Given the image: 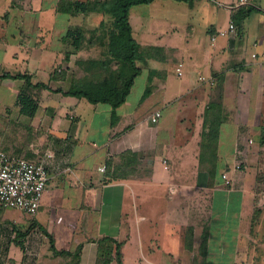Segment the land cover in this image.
Masks as SVG:
<instances>
[{"label":"crops","instance_id":"obj_1","mask_svg":"<svg viewBox=\"0 0 264 264\" xmlns=\"http://www.w3.org/2000/svg\"><path fill=\"white\" fill-rule=\"evenodd\" d=\"M5 1L0 35L13 30V37L0 36V75L27 77L37 108L31 117L20 112L24 80L0 81L1 88H16L13 99L0 94V116L15 121L0 150L44 163L49 180L31 223L7 221L1 209L8 208L0 207V264H99L104 238L114 242L110 264H117L116 249L122 264H253L245 238L254 213L264 218V0H155L131 7V35L143 51L135 61L140 74L114 112L61 93L91 76L72 59L86 65L101 58L93 45L100 34L78 50L66 47L64 37L77 17L94 31L95 19H106L103 2L69 0L98 3V12L84 15L60 13V0ZM159 2L196 7L202 29L176 40L177 29L171 33L164 23L165 34L151 38L145 14ZM252 12L258 14L253 37ZM231 22L235 37L221 35ZM177 41L202 45L177 53ZM155 110L161 118L152 124ZM226 171L230 185L220 177ZM30 231L36 239L27 245Z\"/></svg>","mask_w":264,"mask_h":264},{"label":"trees","instance_id":"obj_2","mask_svg":"<svg viewBox=\"0 0 264 264\" xmlns=\"http://www.w3.org/2000/svg\"><path fill=\"white\" fill-rule=\"evenodd\" d=\"M153 1L155 0H106L101 4L102 14L105 16L108 15L112 20V29H110V31L108 30V33L105 35H102L99 40L100 43H103L106 39L108 41L106 53L103 55L107 60L102 61L101 58H99L98 61L93 60L87 63L84 67L91 70V72H89L91 76H84L79 80L72 81L70 87L65 92H61L63 95L84 98L91 104H106L113 112L125 102L134 78L140 74L135 65V61L143 53L142 50L140 51L139 45L133 40L131 35V27L128 22L129 9L136 5L150 4ZM57 10L63 14L75 12L87 15L89 13L98 12L95 10L94 4L69 0H60ZM103 27L104 24L102 25V28ZM77 34V39L72 41L71 45L69 41L73 33L68 31L64 37L66 47L69 45L71 50H78L79 47H81L80 40L78 41L80 34ZM65 61H68V55H66ZM112 63H115L114 69H112ZM4 79H20L25 81V87L21 89L18 94L17 104L22 114L31 117L35 113L37 107L26 91V89L30 87L29 79L21 75H0V81ZM147 94L148 92L146 91L144 96ZM213 131V128L210 127L207 147L212 144ZM260 144L264 147V127L261 129ZM211 172L213 173L214 171ZM259 218L260 210H257L254 213L253 221L259 220ZM263 220L264 218L262 221ZM26 234L27 232L23 235ZM113 243V240L108 238H104L98 242L99 264L111 263V246ZM17 244L22 246V242L20 241L17 242ZM115 260L117 264H122L120 253L117 249Z\"/></svg>","mask_w":264,"mask_h":264},{"label":"rangeland","instance_id":"obj_3","mask_svg":"<svg viewBox=\"0 0 264 264\" xmlns=\"http://www.w3.org/2000/svg\"><path fill=\"white\" fill-rule=\"evenodd\" d=\"M106 0H100V1H97L98 3H101V2H104ZM109 1V0H107ZM257 0H252V2H256ZM17 4L19 5L21 0H13L12 3L8 0L5 1V5H10V4ZM98 3H95V5H97ZM89 4H93V3H89ZM167 4H174V3H155L154 5H151V7L149 6V10L147 12L146 15V20L148 21V25H147V30L148 33H149V36H157L158 38L162 35V34H165V31H167V29L163 26L164 23H166V25H168L170 28V31L172 33V30L173 28L174 29H177V32L178 34L175 33L177 39L176 40H179V37L181 36V32H184V34L186 32L188 33H191L192 29H196L197 30H201L202 29V21H198L200 20V16L198 17H195V15L199 12L198 9L196 7H192L190 8L189 7H186L185 5H179L180 7L178 8V5L175 4V6H171V7H168ZM100 7V6H99ZM97 8V7H96ZM10 9V8H9ZM24 10L22 9H18L17 10V15L22 17L23 15V12ZM100 11V10H99ZM101 13V16L102 15V12ZM11 14V13H10ZM100 15V14H98ZM252 15L253 17H250V21L251 24L253 25L250 26V30H251V37H253V35H255L256 32H254V26H255V18L258 16V14L256 12H252ZM177 17V18H176ZM184 18H186V20H183ZM199 18V19H198ZM99 22V19H95V27L96 29L94 31L93 30V24L92 25H88L85 24V25H88V26H84L83 24V20H82V17H77L75 19V27L74 28H69V31H71V33H73V36H71L70 38V45H71V42L76 40L77 37H78V34L79 33V38H78V41L80 40V44L82 45V43L84 42L85 43V40H87L88 38H91L92 35H96V34H100V36L102 35H105L106 33H108V30L110 31V29H112V20L111 18L107 15L106 16V19L102 20V23H98ZM223 22V20H221ZM199 22V23H198ZM225 22V21H224ZM94 23V22H93ZM197 23V24H196ZM101 24H104V27L101 28ZM76 28V29H75ZM101 28V29H99ZM145 28V26H144ZM92 29V30H91ZM168 29V30H169ZM246 27H243L242 28V31H243V37L241 38V42L244 41V38H245V31H246ZM13 31V30H12ZM10 30V33L8 34L7 32L1 34L0 36L4 37L5 38H8V37H13V32ZM195 31H193V34H194ZM254 32V33H253ZM169 31H168V36H169ZM198 34L199 35H203L201 31H198ZM148 36V37H149ZM152 38V37H151ZM163 40H168L167 37H165V35H163ZM107 39L103 42V43H100L99 41L97 42H94V49H95V55H100L102 54V57H101V60H107V58L103 55L106 53V50H107ZM86 44V43H85ZM239 44V40H236V45ZM197 45H202L201 44H197L195 42H192L190 44V47H186L185 44H182L180 42H176L175 44V47L177 48V53L180 52V49L182 47H186V51H190L191 47L193 48H196ZM71 52V51H70ZM249 52H250V48H248V57H249ZM96 55V56H97ZM99 59H95V61H98ZM76 61V59H72L71 60V65H73V67H84L85 66V63L83 61H80L79 63H75L74 62ZM115 66V63L111 64V66ZM70 67V66H69ZM76 67V68H77ZM78 69V68H77ZM82 69V68H81ZM73 71V69H72ZM78 70H76L77 72ZM144 82L143 81V78H137L136 79V87H137V94H140V90H139V87L144 85ZM4 88V87H3ZM0 87V92L1 90H3L2 93L0 94H4L8 97H15V93L16 92V88L13 87L12 85H10L9 87H5L4 89ZM136 96V95H135ZM135 96L133 97H130V99H134ZM149 107H152L151 105ZM2 112V111H0ZM11 121V122H10ZM14 124H15V121H14V118L13 116H9L8 118H4V116H0V138H2L3 141H7L6 139H4L6 137V133H5V130H14L15 127H14ZM3 127H6V129H2ZM10 130V131H11ZM3 210L4 212L2 213L3 214V217L6 218L7 221H16L17 223H22V222H29L31 223L34 219H35V215L34 216H31V215H28L27 213H24L22 211H19V210H16V209H1ZM247 234L249 235V238H245V244L250 248V251L247 250L248 254L250 252V257L253 258V264H264V220L262 221L260 218L259 220H255L253 221V225H252V222H251V226L248 230L247 228ZM28 239V243L27 245H30V243L33 241H35V231H30L27 235ZM26 240V239H25ZM249 256V255H248ZM243 263H245V261L243 260Z\"/></svg>","mask_w":264,"mask_h":264},{"label":"built area","instance_id":"obj_4","mask_svg":"<svg viewBox=\"0 0 264 264\" xmlns=\"http://www.w3.org/2000/svg\"><path fill=\"white\" fill-rule=\"evenodd\" d=\"M245 2L246 0H240L242 4ZM220 34L235 37L234 23H229L227 29ZM252 57L255 58V55ZM176 71L180 75V70ZM160 118L159 110L153 111L148 116L152 124H156ZM239 169L238 165L233 168L236 171ZM220 177L225 185H230L228 171L223 172ZM48 180L49 173L44 163L14 157L0 150V207L16 209L34 216L40 206Z\"/></svg>","mask_w":264,"mask_h":264}]
</instances>
